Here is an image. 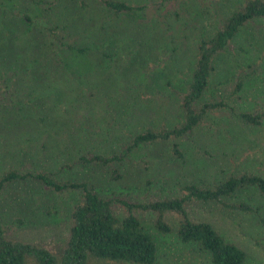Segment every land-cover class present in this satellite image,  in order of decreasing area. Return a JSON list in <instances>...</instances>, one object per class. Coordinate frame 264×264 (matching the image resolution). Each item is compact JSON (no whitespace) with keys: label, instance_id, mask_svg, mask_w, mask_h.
<instances>
[{"label":"rangeland","instance_id":"1","mask_svg":"<svg viewBox=\"0 0 264 264\" xmlns=\"http://www.w3.org/2000/svg\"><path fill=\"white\" fill-rule=\"evenodd\" d=\"M124 1L146 8L138 15L111 21L94 1L84 0V10L75 11L80 26L74 29L72 40L83 38L86 27L102 23L111 26L107 31L117 42V55L110 67L91 71V82L83 75L81 81H74L83 90L77 97L80 104L76 106L75 100L71 103L70 95L66 99L71 105L65 102L67 108L61 105L59 111L50 110L55 117L48 122L49 127H38L39 131L48 129L43 135L25 142L31 137L30 125L17 127L19 133L16 128L0 131V172L16 169L52 173L61 179L86 181L105 199L139 203L180 196L182 187L189 183L211 187L242 171L264 178V123L250 127L236 117L239 112H264L263 19L242 28L233 42L216 55L205 99L222 101L227 108L209 113L193 138L175 141L181 160L173 158L172 140H167L134 150L119 169L121 179L115 182L108 179L109 169L75 163L79 155L86 153L122 152L130 137L146 127L176 126L181 121L177 108L183 88L180 81L193 60L194 38L217 27L224 10L232 6L230 0H166L158 7L153 4L159 0ZM64 4L67 2L60 3L59 11ZM43 7L39 0H12L8 8L14 12L19 9L32 20L40 15H57L58 9L49 13ZM175 10L178 18L170 17ZM152 21L155 37L149 38L146 34ZM139 45L145 48L142 53L138 52ZM45 77L51 75L47 72ZM239 82L240 89L234 92ZM102 93L111 95L103 103L113 104L110 108L96 105L101 101L96 96ZM47 102L51 105L50 100ZM38 116H44L43 112ZM6 121L5 125L13 126L12 117ZM29 147L32 154H27ZM78 197L77 192L54 193L31 181L13 184L0 192V219L5 234L10 239L44 247L58 257L67 236L69 214ZM224 200L257 207L258 215L194 202L188 203L186 210L191 220L209 223L228 242L242 249L246 254L244 264H264V198L247 189ZM112 211L117 218L125 214L117 203L112 205ZM136 215L151 229L152 216ZM166 219L175 228L177 218ZM157 245L155 264H210L196 247L181 244L173 233L158 237ZM25 264L34 263L27 260ZM88 264L127 263L90 258Z\"/></svg>","mask_w":264,"mask_h":264},{"label":"trees","instance_id":"2","mask_svg":"<svg viewBox=\"0 0 264 264\" xmlns=\"http://www.w3.org/2000/svg\"><path fill=\"white\" fill-rule=\"evenodd\" d=\"M62 1L67 2V5L64 4V8L59 11ZM76 1L39 0V4L49 13L58 9L57 15H40L32 20L19 9L16 12L9 9L12 0H0V131L16 128L15 131L19 133L17 127L30 125L31 137L25 139V142L38 138L48 131H39L38 127H49L48 122L55 117L49 114L50 110L59 111L61 105L64 109L66 103L71 105L74 100L76 106L80 104L77 97L83 90L75 86L77 83L74 81H81L80 76L83 75L91 82L92 70H104L111 66L112 58L117 55V42L107 31L111 26L99 23L86 27L83 29L86 33L83 38L72 40L74 29L80 26V18L75 15V11H83L86 7L84 0ZM90 1L96 2L99 11H104L110 21L121 16L138 15L146 8L124 0ZM164 1L159 0L153 6H162ZM229 2L232 6L224 10L220 24L211 27L209 33L201 32V35L194 38L191 47L193 60L186 68V76L180 81L183 88L179 93L177 108L181 121L171 128L146 127L130 137L122 152L110 155L86 153L77 157L76 164L109 169L108 179L115 182L121 179L119 169L124 161L140 146L172 140L171 155L177 160L182 159L179 145L175 141L182 137L193 138L195 132L203 127L202 122L209 113L227 108L222 101L205 99L216 55L225 50L246 25L255 20H264V0ZM169 16L178 18L176 10L170 12ZM151 23L146 34L149 38L155 37V23ZM138 29L139 26L136 31ZM57 31L59 35H56ZM48 36L53 39H48ZM86 40L88 42L84 43ZM138 47L139 51H136L139 53L145 49L140 48V45ZM47 72L51 77H45ZM240 86V82L237 83L234 92ZM70 95H73L71 103L66 99ZM88 95L93 97L91 93ZM42 96L44 98L40 99ZM100 97L105 98L102 100ZM110 97L109 93L96 96L101 100L96 105L110 108L113 104H103ZM47 100H50L51 105ZM40 111L44 116H38ZM8 116L12 117L13 126L5 125ZM236 117L250 127L264 123V112H239ZM26 150L27 154H32L31 147ZM27 181L35 182L54 193L79 194L69 214L67 236L56 257L44 247L7 237L0 219V264H25L27 260L34 264H88L90 258L127 264H155L158 237L170 233L181 244L196 247L210 264H244V251L228 242L209 223L191 220L186 205L191 202L214 204L224 211L258 215L257 207L253 208L242 201L228 203L224 199L232 198L237 192L247 189L255 190L264 198V178L247 171L229 175L211 187L189 183L182 187L180 196L142 203L117 198L105 199L86 181L61 179L47 172H20L16 169L0 172V192L15 183ZM114 203L124 210L123 217L117 218L113 214ZM136 213L152 216L151 229L143 225ZM166 216L177 218L175 228H172Z\"/></svg>","mask_w":264,"mask_h":264}]
</instances>
